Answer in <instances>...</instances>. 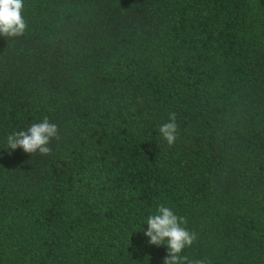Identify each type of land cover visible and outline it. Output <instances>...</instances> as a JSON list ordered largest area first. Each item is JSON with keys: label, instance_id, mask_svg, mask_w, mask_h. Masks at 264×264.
Instances as JSON below:
<instances>
[{"label": "trees", "instance_id": "obj_1", "mask_svg": "<svg viewBox=\"0 0 264 264\" xmlns=\"http://www.w3.org/2000/svg\"><path fill=\"white\" fill-rule=\"evenodd\" d=\"M0 35V264H264V0H24ZM175 113L169 147L159 125ZM47 116L52 154L7 149Z\"/></svg>", "mask_w": 264, "mask_h": 264}, {"label": "clouds", "instance_id": "obj_2", "mask_svg": "<svg viewBox=\"0 0 264 264\" xmlns=\"http://www.w3.org/2000/svg\"><path fill=\"white\" fill-rule=\"evenodd\" d=\"M24 0H0V35L15 38L24 35L27 21L22 15ZM160 136L171 147L178 140V124L176 114L169 113L167 122L159 125ZM58 125L45 116L41 122L31 124L26 130L13 131L6 137L7 149H22L26 154L34 156L52 154L51 142L59 140ZM147 230L144 235L149 244L167 247V255L163 264H211L207 258L190 260L184 254L197 240V234L187 227L184 216L178 215L165 204H160L155 212L147 217Z\"/></svg>", "mask_w": 264, "mask_h": 264}]
</instances>
